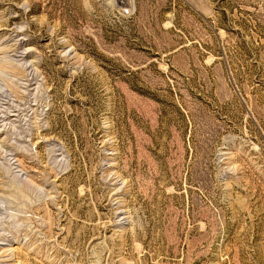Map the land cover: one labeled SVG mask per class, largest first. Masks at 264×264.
Masks as SVG:
<instances>
[{"label": "rangeland", "instance_id": "rangeland-1", "mask_svg": "<svg viewBox=\"0 0 264 264\" xmlns=\"http://www.w3.org/2000/svg\"><path fill=\"white\" fill-rule=\"evenodd\" d=\"M0 264H264V0H0Z\"/></svg>", "mask_w": 264, "mask_h": 264}, {"label": "bare ground", "instance_id": "bare-ground-1", "mask_svg": "<svg viewBox=\"0 0 264 264\" xmlns=\"http://www.w3.org/2000/svg\"><path fill=\"white\" fill-rule=\"evenodd\" d=\"M2 245V244H1ZM3 256V255H2Z\"/></svg>", "mask_w": 264, "mask_h": 264}]
</instances>
